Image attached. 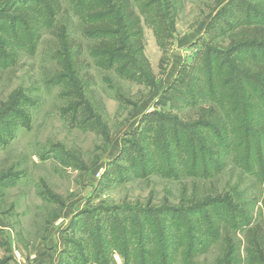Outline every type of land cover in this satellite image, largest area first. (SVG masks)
I'll use <instances>...</instances> for the list:
<instances>
[{"label": "rangeland", "instance_id": "rangeland-1", "mask_svg": "<svg viewBox=\"0 0 264 264\" xmlns=\"http://www.w3.org/2000/svg\"><path fill=\"white\" fill-rule=\"evenodd\" d=\"M132 2L140 35L112 0H0V264H264L248 230L264 227V144L241 127L264 116L243 40L264 29V0ZM106 8L107 34H87Z\"/></svg>", "mask_w": 264, "mask_h": 264}, {"label": "trees", "instance_id": "trees-1", "mask_svg": "<svg viewBox=\"0 0 264 264\" xmlns=\"http://www.w3.org/2000/svg\"><path fill=\"white\" fill-rule=\"evenodd\" d=\"M112 1L115 3L114 6L117 8L116 14H117V17H118V22H120L121 24H124V27L127 30L131 29L127 25L128 23H131L132 24V28L134 29L136 34L138 33L140 35V33H141L140 17L138 15V13L136 12L135 7L133 6L132 0H112ZM109 2H111V0H109ZM107 5H108V0H107ZM146 6H147V4H146ZM109 14L113 15V9L110 10V11H108L107 8L106 9H100L99 16L96 17V18L100 19V20H103L101 22H105V23H99V24L91 25L90 28L86 29L87 34H90V35L98 34V35H101V36L106 35L107 34L106 31L103 30L102 27L105 26V25L107 27H109L110 23L108 22V19H106V17ZM62 30H64V28ZM64 32H65V30L63 31V33ZM112 33H116L117 34V31H113ZM245 34L248 35V36H245L243 40L246 43L248 42L250 44V45L248 44L249 47H246V48L253 50L252 51L253 59L254 60L257 59V61L259 62L260 66L264 67V58H260V56H261L260 54H258V55L255 54V50H261L262 47H264V29H263L262 25L261 26H254L252 29L251 28H246ZM64 44H65V46L67 48V53H66L67 56L70 54L69 53V49L71 50L72 46H78V50H79V46L80 45H76L75 41L72 40L69 37H65ZM140 44H141V42L139 41L138 45L141 46ZM112 47H113L112 42L108 41L106 37H102V39L100 40V44L95 48L97 50L99 56H101V58H103V63L105 64L104 66L106 68H114V65H115V62H116L113 59V57L116 56V53L115 52L111 53V54L109 53V50ZM127 68H128V63H127V65H124V67H122L121 70H119L121 77H123V78H125V77H134V76H127L126 75ZM259 69H260V71H259ZM259 69H258V72H260V74H259L258 77H260L262 75V72H264L263 68L260 67ZM142 77L143 76L141 75V78ZM175 82H176V80L173 82L171 88L168 91L165 92V94H167V92H169L173 88V86L175 85ZM227 84H229V83L225 82L224 85L221 87L219 96L217 97V99L215 101L216 103H221L220 99L224 98L225 92L228 91V89H226ZM207 85H208L207 87L210 90L213 91L212 81H210ZM249 86H250L249 84H247V86L246 85H242L243 88L244 87L248 88ZM240 88L241 87H239V85H238V87H237L238 91H239ZM232 90H233V88H231V91ZM211 95H213L212 97H213V102H214L215 95H214L213 92H212ZM229 97H231V95H229ZM260 101L264 102V93H262L261 90H260ZM224 103H226V106H228L230 104L229 100L226 101V102L224 101ZM209 112L213 116L217 114V112L215 111V108L212 107V106H211V108H209L207 110V113H209ZM259 112L261 113V115H260L261 116V120L259 121V123L261 124V127H259L257 130L253 129L254 124H253V122H251L252 119L248 115H246V117L242 119L243 120V125L241 127L243 129H245V132L243 130V132H244L243 134H250L251 139L253 138L255 140V142L257 143L258 149L261 150L262 147H263V144H264V119H263L264 116H263V113L261 112L260 108H259ZM147 116H148V114H146L142 118V120L147 119L146 118ZM203 119H205V118H203ZM228 119H229V116L227 117V122H228ZM222 128H220V129L222 130ZM255 131L257 133H259L260 141H259L258 134H256ZM254 134H256L258 138H256L254 136ZM217 138L220 141L222 140V137L220 135H218ZM212 147H214V145H212ZM175 148H176V146L174 145L173 150ZM180 148H181V145H179V147L177 148V152H176V155H175L176 157L178 155V151H179ZM232 221H234V223L237 224V219H236L235 216H233ZM245 222L248 223L247 220H245ZM248 230H249V234H251V236H253L254 238H255V235H258L261 240L264 238V227H263V225L256 224L254 227H251Z\"/></svg>", "mask_w": 264, "mask_h": 264}, {"label": "crops", "instance_id": "crops-1", "mask_svg": "<svg viewBox=\"0 0 264 264\" xmlns=\"http://www.w3.org/2000/svg\"><path fill=\"white\" fill-rule=\"evenodd\" d=\"M211 19V18H210ZM155 36V39L154 40H151V44H154V42H156V44L158 45V47H160V49L162 48L161 47V45L162 44H160L159 43V41H158V39H157V35L156 34H154ZM197 37V36H196ZM195 37V39H191L185 46H183V47H186L187 46V48H193L192 46H197L198 45V42H197V38ZM177 39V38H176ZM176 39L173 41V43L176 41ZM156 40V41H155ZM180 45L182 44V42L181 43H179ZM181 47H179V49H180ZM186 48V49H187ZM162 50V49H161ZM163 51V50H162ZM177 67V68H176ZM176 68V70H175V72H174V74L172 73L171 74V77H170V81H168V82H166V83H160V85H158L157 84V86L155 87V89L157 88V90L155 91V93H154V95H155V97H153V103H149V102H147V103H145L144 105H143V108L139 111V112H137V117L134 119V121L131 123V125L129 126V129H131V128H137V127H139L140 126V121H141V119L146 115V114H149V113H152L154 110H156L155 108H156V106L158 105V102H159V100H158V98L159 97H157V95H162L163 96V94H165V92L166 91H168L170 88H171V86H172V84H173V82L175 81V80H177V74H178V65L177 64H175V67H174V69ZM176 78V79H175ZM162 84V85H161ZM153 95V96H154ZM156 98V99H155ZM128 132V131H127ZM67 249V247L65 248V250Z\"/></svg>", "mask_w": 264, "mask_h": 264}, {"label": "built area", "instance_id": "built-area-1", "mask_svg": "<svg viewBox=\"0 0 264 264\" xmlns=\"http://www.w3.org/2000/svg\"><path fill=\"white\" fill-rule=\"evenodd\" d=\"M101 171H99L98 173L101 175V173H100Z\"/></svg>", "mask_w": 264, "mask_h": 264}]
</instances>
